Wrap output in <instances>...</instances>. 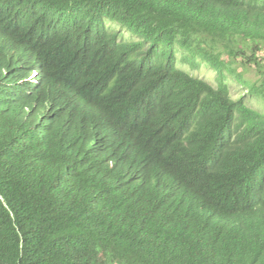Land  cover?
I'll return each instance as SVG.
<instances>
[{"label":"trees","instance_id":"1","mask_svg":"<svg viewBox=\"0 0 264 264\" xmlns=\"http://www.w3.org/2000/svg\"><path fill=\"white\" fill-rule=\"evenodd\" d=\"M0 264H264V0H0Z\"/></svg>","mask_w":264,"mask_h":264},{"label":"rangeland","instance_id":"2","mask_svg":"<svg viewBox=\"0 0 264 264\" xmlns=\"http://www.w3.org/2000/svg\"><path fill=\"white\" fill-rule=\"evenodd\" d=\"M115 28H117L119 30L120 29L123 30L122 34L124 35V37L126 39L132 38V37H130V34L128 33L127 30L120 28L118 25L115 26ZM177 66L179 68L187 71V72H190L189 67L183 66V64H181L180 62L177 63ZM192 74H194L195 76H198L199 78H202V79L208 81L209 83H211L213 85L215 84V73L210 68H206V67L203 66L200 70H194V71H192ZM248 78L255 79V74L253 72H251L250 74H248ZM230 86H231V90H232L233 97L234 98L238 97L239 92H240V87H238L236 85V83H233V82L230 83ZM252 103L255 106H257V107L259 106V104L257 102H255V101H252Z\"/></svg>","mask_w":264,"mask_h":264}]
</instances>
